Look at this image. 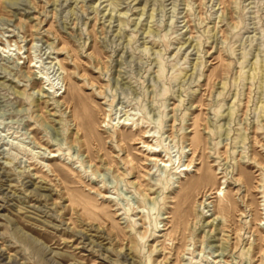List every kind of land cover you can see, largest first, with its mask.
Returning a JSON list of instances; mask_svg holds the SVG:
<instances>
[{
    "label": "rangeland",
    "instance_id": "obj_1",
    "mask_svg": "<svg viewBox=\"0 0 264 264\" xmlns=\"http://www.w3.org/2000/svg\"><path fill=\"white\" fill-rule=\"evenodd\" d=\"M0 38V264H264V0H0Z\"/></svg>",
    "mask_w": 264,
    "mask_h": 264
},
{
    "label": "bare ground",
    "instance_id": "obj_2",
    "mask_svg": "<svg viewBox=\"0 0 264 264\" xmlns=\"http://www.w3.org/2000/svg\"><path fill=\"white\" fill-rule=\"evenodd\" d=\"M0 39H1L0 44L3 45L2 47H0V55H3V54H9L8 49H9V51L12 50V49H11V46H12V40H8L9 46L7 47L6 44L3 43V39H2V38H0ZM19 50H21L20 47H19ZM2 53H3V54H2ZM31 63H32V61H31ZM41 79H42V81H43V80H44V76H42ZM43 84H44L43 89L49 92L50 90L47 89V88L45 87L46 83H45L44 81H43ZM48 86H49V85H48ZM117 124H118V126H119L120 124H122V126H124V125H128L129 123H128V122L118 121ZM149 137H150V135H145V138H149ZM143 143H144L145 147L147 148V151L149 152V155H150V156H149V160H150V161H152V162H153V161H156V162H161V161H162V163H160V166H163V167H167V166H168L169 161H168V160H167V161H164V160H162V159H159V155H158V153H157V150L153 148V144L148 143L146 140H145V141L143 140ZM190 165H191V163L187 164V165H186L187 168L182 169L181 172L188 171V170H189L188 168H190ZM177 173H178V172H177ZM200 177H202V178L205 179V177H210V174H208V172H203V173L201 174ZM196 182H197V181H196ZM206 196H207V194H206ZM207 200H208V199H207ZM206 202H207V201H206ZM202 204H203V202H202L200 205L202 206Z\"/></svg>",
    "mask_w": 264,
    "mask_h": 264
}]
</instances>
